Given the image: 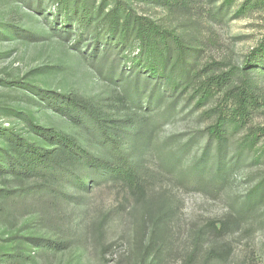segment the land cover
I'll return each mask as SVG.
<instances>
[{
  "label": "rangeland",
  "instance_id": "374dc122",
  "mask_svg": "<svg viewBox=\"0 0 264 264\" xmlns=\"http://www.w3.org/2000/svg\"><path fill=\"white\" fill-rule=\"evenodd\" d=\"M124 1L139 15L203 45L200 68L217 63L227 72L242 66L264 40V9L236 15L246 0L229 12L220 11L225 0H193L197 11L189 16L171 14L154 0ZM62 18L53 0L39 5L0 0V130L13 129L42 144L27 121L33 118L39 126L81 139L41 90L89 99L116 118L150 119L149 112L123 107L122 89L91 64L95 43L86 37L76 45V31L70 34ZM179 102L176 115L160 120L147 146L137 144L133 161L148 182L144 201L113 183L93 184L63 205L0 196V264H185L191 256L195 264H264V207L240 221L236 213L264 176V161L248 159L228 176L201 178L192 167L206 149L215 152L207 132L213 120L186 97ZM250 120L264 128V107ZM259 147L264 150V137ZM14 185L0 177V189ZM40 238L66 242L67 248L40 250L34 242ZM212 249L220 260L209 257Z\"/></svg>",
  "mask_w": 264,
  "mask_h": 264
},
{
  "label": "trees",
  "instance_id": "16d2710c",
  "mask_svg": "<svg viewBox=\"0 0 264 264\" xmlns=\"http://www.w3.org/2000/svg\"><path fill=\"white\" fill-rule=\"evenodd\" d=\"M26 1L39 5L43 0ZM154 1L174 15L189 16L197 11L193 0ZM53 2L66 29L76 31V45L86 37L95 43L91 64L108 82L122 89L119 102L123 107L149 112L150 119L116 118L89 99L41 90L43 100L78 129L82 138L39 126L33 118L27 121L42 144L13 129H1L5 150L0 154V177L11 178L15 188L0 189V196L8 200L14 196L17 202L29 196L33 200L45 198L63 205L93 184L113 183L136 201H144L148 182L133 161L137 144L147 146L160 120L176 115L183 97L213 120L207 132L215 142V152L206 149L192 167L202 174L201 178L228 176L248 159L253 163L264 161V150L259 147L264 128L250 124L255 112L264 107V40L242 66L227 72L217 63L200 68L203 45L139 15L124 0ZM238 2L225 0L220 11L229 12ZM256 9H264V0L244 1L236 15L246 16ZM111 50L117 52V58L112 59ZM123 62L130 63L126 70L121 68ZM231 143L235 144L232 150ZM262 207L264 176L237 208V220ZM34 242L40 250L60 252L67 248L66 242L52 239ZM209 257L220 260V253L212 249ZM185 264H195L194 256Z\"/></svg>",
  "mask_w": 264,
  "mask_h": 264
}]
</instances>
